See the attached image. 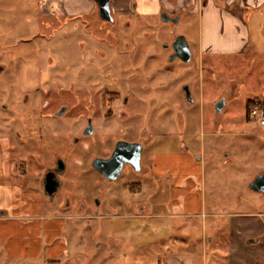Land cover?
Returning a JSON list of instances; mask_svg holds the SVG:
<instances>
[{
  "label": "rangeland",
  "instance_id": "obj_1",
  "mask_svg": "<svg viewBox=\"0 0 264 264\" xmlns=\"http://www.w3.org/2000/svg\"><path fill=\"white\" fill-rule=\"evenodd\" d=\"M69 1L77 9H68ZM193 7L177 10L178 23L165 22L158 14L127 16L118 11L110 22L100 19L92 0H0V208L16 216L39 211L48 216L65 191H71L74 202H89L87 214L94 215L90 202L98 194L105 196L96 218H83L81 211L59 212L66 216V253L56 264H164L166 256L178 253L195 254L197 264H230L229 218L216 217L214 211H251L264 218V193L250 188L264 174V126L247 117L251 103L264 101V15L253 11L256 51L204 55L197 47L199 15H189ZM178 35L189 41V62L172 59ZM187 85L193 102L186 98ZM108 91L120 95L112 106L116 116L102 119L107 110L99 107L103 131L76 143L82 124L78 117L92 107H80L79 100L99 101ZM126 96L130 99L123 106ZM222 99L228 103L218 113L216 104ZM64 104L72 110L63 118L50 117ZM257 108L264 113V106ZM39 114H48L51 126L65 130L63 140L74 157L54 206L39 195L46 170L35 155L44 156L47 150L32 144L25 120L39 119ZM119 124L140 131L128 138L137 137L143 145L146 172L126 168L110 182L92 162L110 152L116 141L112 130ZM48 139L53 145L54 137ZM212 151L210 162L206 159ZM168 154L191 159L184 163L180 156L170 163L159 161V166L154 162ZM200 168V176H190ZM181 173L185 177L179 182ZM10 174L15 181H8ZM193 181L199 191L193 190ZM203 193L207 215L188 216L195 208L185 199ZM34 198L41 199L43 209L23 210L24 201ZM151 204L153 212L164 216L140 217L150 213ZM110 214L114 216L105 217ZM0 264L13 263L0 254Z\"/></svg>",
  "mask_w": 264,
  "mask_h": 264
},
{
  "label": "crops",
  "instance_id": "obj_2",
  "mask_svg": "<svg viewBox=\"0 0 264 264\" xmlns=\"http://www.w3.org/2000/svg\"><path fill=\"white\" fill-rule=\"evenodd\" d=\"M190 4H193L194 7L189 9V15L195 13L199 15L201 35L197 47L204 55L240 54L248 49L256 51L259 47V43H253L255 36L253 31H258V28L254 26L256 13L253 11L264 15V0H113V9L119 13L142 15L156 13L160 7H165L169 11L181 10L184 7L188 9ZM67 6L70 10L77 9L73 6L72 1H69ZM89 6L93 9L90 2ZM73 12H70V14L83 13ZM258 20L263 24L261 16ZM260 29L264 36V26L262 25ZM257 102L264 105L263 100L258 99ZM227 103L226 99L225 107ZM180 156L184 163L191 159L190 155L187 154H168L166 158L159 156L155 162L159 166V161L168 160L170 163ZM214 158L215 154L212 151L210 157L206 160L211 162ZM192 162L195 163V159ZM156 168L158 167L156 166ZM177 168L179 171L184 170V167ZM192 168L196 172L194 166ZM172 171H174V168ZM200 175L201 168L199 174L195 173L190 176ZM184 177L181 173L179 182ZM193 184V190L199 191L197 190V183L193 181ZM204 196L203 193L199 194V197L193 195V197L185 199L187 206L192 205L195 208L194 211L189 212L188 216L207 215L205 211L206 196ZM24 203L22 209L25 211L33 208L43 209L41 199H26ZM153 206L151 204L150 213L145 211L139 216L142 218L164 216L162 213L153 212ZM10 211L4 206L0 208V254L8 258L13 264H19L18 261L21 262L20 264H56L60 262V258L66 253V239L63 233L66 216L52 213L48 217L39 211L32 214L25 212L28 213L26 215L30 216L24 217V215L16 216ZM214 212L216 215L213 214L216 217L218 215V217L229 218L230 233L227 241L229 263L264 264V218H260L257 215L258 213L251 211L226 213L224 215L223 213L218 214V210ZM111 216L114 215L110 214L105 217L110 218ZM122 216L128 217L125 214L120 217ZM215 225L220 228L221 222H215ZM164 259V264H197L195 254H169ZM36 260H38V263Z\"/></svg>",
  "mask_w": 264,
  "mask_h": 264
},
{
  "label": "flooded vegetation",
  "instance_id": "obj_3",
  "mask_svg": "<svg viewBox=\"0 0 264 264\" xmlns=\"http://www.w3.org/2000/svg\"><path fill=\"white\" fill-rule=\"evenodd\" d=\"M95 5H97V10L99 11V5L95 0H92ZM175 1V0H174ZM192 5V4H190ZM111 8H112V13L114 16V12H116L113 9V0L111 1ZM163 12H167L168 15L172 18H176L179 17V21H180V14L177 13V11H169L168 9H166L165 7H160L158 9V11L156 13L153 14H158L162 17ZM67 13V12H66ZM127 16H134L137 13H124ZM153 14H147V15H153ZM139 16V15H137ZM100 17V15H99ZM101 19V18H100ZM163 19V17H162ZM103 20V19H102ZM107 21V20H105ZM110 22H115V16H114V20L110 21ZM168 22H172V21H168ZM174 23V22H173ZM128 24H126L127 26ZM179 36V35H178ZM177 38V37H176ZM176 38L174 39V42L176 40ZM174 44V43H173ZM174 47V46H173ZM174 54H175V49H174ZM3 67V66H0ZM4 70V69H3ZM2 70V71H3ZM0 71V72H2ZM116 94L117 96L113 97L112 96ZM108 95V96H107ZM119 93H115V91L113 93L111 92H107L105 96V98H101L99 101L96 99H80L78 104L80 107L81 106H89L91 107V109L89 110V112H81L78 120L80 121V123H82L80 125V128L78 130V135H76L75 139L76 143H79L80 140L84 137L87 136H92L95 135L97 133L102 132L103 130L100 128V122L102 121V119L104 120H108V119H112L115 115L114 110H113V103L116 102V99L118 98ZM120 96V95H119ZM130 98H128L127 96L124 97L123 101H122V105L123 106H127L128 105V101ZM83 100V101H82ZM25 101L28 102L29 101V96H27L25 98ZM50 104H46V107H49ZM106 108L107 111H104V114L102 115V119L100 118V116L98 115L97 111L99 110L98 108ZM36 109V108H35ZM34 108H32L30 111L33 113H36V110ZM72 110V107L70 105L64 104L62 106H60V108L55 111L54 113H52L51 116H54L56 118H63L67 113H69ZM128 110V108H127ZM28 111V112H30ZM30 114V113H29ZM28 114V115H29ZM51 114V113H50ZM40 115V114H39ZM48 114H41L39 119H25L27 120V122L29 121L30 123V128L32 129V131L30 132V135L32 136V138L34 139L32 144L38 148H40L41 150L43 149L44 151L47 150L46 154H44V156L39 155H35L36 157V162L38 165L40 166H44L45 165V170L46 172L43 175L42 178V192L39 194L40 196L42 195L45 198V202L48 205H55L54 203L57 200V197L61 191V189L63 188L65 181L63 180V177L67 174V172L71 169V157L74 158L71 154H72V150H70L67 145L65 144L63 138L66 136L64 133L65 130L60 131L59 130V126H51L50 122L48 121ZM131 115L129 116L130 119ZM36 120V121H34ZM25 125V123H24ZM126 125V124H125ZM28 124L25 125V127H27L28 129ZM137 127V126H136ZM135 126L129 124L126 127L124 125H120L118 127H114L112 130L113 134L115 135L116 141L113 145V147L110 149L109 153L104 154V156H98L96 158H103V159H108L110 157L113 156L116 148H117V144L120 141H126V142H130V143H140V141L138 140L139 138H128V134L132 133L133 131H139L137 130ZM117 128V133L114 132V129ZM36 130V131H34ZM140 132V131H139ZM138 132V133H139ZM119 133V134H118ZM54 137L55 141L53 142V145L51 144V141L48 139L49 136ZM136 136V135H135ZM141 144V143H140ZM42 145V146H39ZM65 148L63 152L62 148ZM51 150V151H50ZM144 151V148H143ZM143 151L141 153V163H140V169L137 170L135 168V166L131 163H125L123 165L122 168V172L120 174V176L122 175L123 171L127 168L132 170L135 173H145L146 171L144 170L143 166H142V155H143ZM95 158V159H96ZM29 160L27 161L28 163H30V158H28ZM94 159V160H95ZM93 160V162H94ZM75 162H79L80 161L78 158L74 159ZM93 162H92V167L94 168V170H96L99 174H101V176L110 182H113L111 180H109L103 173H101L100 171H98L94 166H93ZM155 162V161H154ZM28 165V164H27ZM28 170V169H27ZM51 174L52 175V180L56 183V186L58 187L57 190L53 191V194H49V192H47L45 190V178L47 177V175ZM28 176V174H27ZM119 176V177H120ZM119 177L117 179H119ZM8 181H15L14 179V175H8L7 176ZM116 179V180H117ZM115 181V180H114ZM2 184V183H1ZM24 184V183H23ZM136 185V188H141L142 185L141 183H134ZM54 186V183L51 187ZM4 187V186H3ZM95 198V199H94ZM92 199V203L93 207H94V215H88L87 213L91 210L89 209V202L87 204L86 201H82V199H78L77 202H74V196L72 194L71 191H65V193L63 194V197L58 200L59 202L55 205V209H53L54 213L56 214H60L59 212H68V211H74L77 212L78 214H80L79 211H81L82 217H95V216H99L100 212L103 208L104 202H105V196L102 194H98V196L94 197ZM63 215V214H62Z\"/></svg>",
  "mask_w": 264,
  "mask_h": 264
},
{
  "label": "water",
  "instance_id": "obj_4",
  "mask_svg": "<svg viewBox=\"0 0 264 264\" xmlns=\"http://www.w3.org/2000/svg\"><path fill=\"white\" fill-rule=\"evenodd\" d=\"M99 5V15L100 18L107 21H113L114 16L111 8L112 0H95ZM163 21L168 22L172 21L174 23L179 22V17L172 18L168 15L167 12H163ZM175 54L172 56V59L180 58L183 61L189 62L192 59V50L187 40V37L184 35L177 36L174 44ZM3 70V67H0V71ZM186 91V98L188 101L193 102V97L191 96V87L187 85L184 87ZM226 104V99H222L216 104V110L220 113ZM143 151V145L140 143H130L126 141H120L117 144V148L112 157L108 159L96 158L93 162V166L103 173L109 180H116L121 172L123 165L125 163H131L135 166L137 170L140 169L141 163V153ZM54 183V186L51 187ZM56 183L52 180V175L49 174L45 178V190L49 194H53L54 190H57ZM250 188L253 191L264 193V174H260L256 177L251 183Z\"/></svg>",
  "mask_w": 264,
  "mask_h": 264
},
{
  "label": "built area",
  "instance_id": "obj_5",
  "mask_svg": "<svg viewBox=\"0 0 264 264\" xmlns=\"http://www.w3.org/2000/svg\"><path fill=\"white\" fill-rule=\"evenodd\" d=\"M251 119H254L258 124L264 126V113L259 108L252 109L250 113Z\"/></svg>",
  "mask_w": 264,
  "mask_h": 264
},
{
  "label": "trees",
  "instance_id": "obj_6",
  "mask_svg": "<svg viewBox=\"0 0 264 264\" xmlns=\"http://www.w3.org/2000/svg\"><path fill=\"white\" fill-rule=\"evenodd\" d=\"M260 105H262V104H260V103H259V104L251 103L250 108H249V110L247 111V117H248L249 119H251V117H250V113H251L252 109L257 108V106H260ZM262 106H264V105H262Z\"/></svg>",
  "mask_w": 264,
  "mask_h": 264
}]
</instances>
